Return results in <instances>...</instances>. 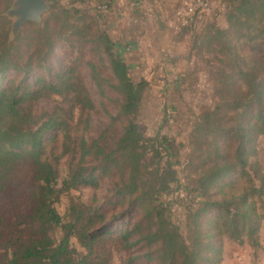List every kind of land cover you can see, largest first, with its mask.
Masks as SVG:
<instances>
[{
  "label": "trees",
  "instance_id": "trees-1",
  "mask_svg": "<svg viewBox=\"0 0 264 264\" xmlns=\"http://www.w3.org/2000/svg\"><path fill=\"white\" fill-rule=\"evenodd\" d=\"M3 1L6 9L11 0ZM219 1L225 27L209 21L201 32L186 29L211 55L204 61L212 103L201 106L195 117L192 149L184 162L173 141L141 131L137 116L148 82L130 77L119 45L88 9L53 1L40 26L26 22L14 40L0 14V76L17 73L0 87V194L14 188L13 222L5 229L0 264H112L114 247L143 249L130 264L136 259L221 264L224 239L260 248L264 167L257 140L264 138V0ZM59 45L66 59L56 67L50 59ZM84 68L99 93L113 89L120 102L96 138L75 141V162L61 178L60 162L72 152L68 120L74 111L79 121L85 114L87 130L94 108ZM48 95L68 99V109L36 110V102ZM117 123L121 131L108 136ZM59 132L60 145L46 152ZM178 162L186 171L182 188L194 196L184 206L182 226L173 222L162 200L170 185L179 183ZM104 178L114 180V207H126L130 214L122 229L103 227L105 210L73 197L65 219L58 214L55 202L61 194L97 189ZM71 238L83 252L71 246Z\"/></svg>",
  "mask_w": 264,
  "mask_h": 264
},
{
  "label": "rangeland",
  "instance_id": "rangeland-1",
  "mask_svg": "<svg viewBox=\"0 0 264 264\" xmlns=\"http://www.w3.org/2000/svg\"><path fill=\"white\" fill-rule=\"evenodd\" d=\"M53 1L58 2L67 7L76 6L86 8L92 13L98 21L102 29H105L111 39L117 44L122 45L121 56L126 62L129 69L130 77L134 81L144 79L148 82V86L143 96L141 108L137 116V122L143 134L147 137H164L168 141H173L179 152V162H184L186 155L191 151L190 132L196 115L200 111V107L210 105L211 100V85L208 81L206 73L205 58H210L204 46L201 45L200 39L194 43V38L191 32L186 29H178L173 23V30L177 33L164 32L165 24H162L160 11L158 8H152L153 11L142 20L143 24L138 25L136 34L143 31L139 37L145 38L141 48L133 50L127 48L124 40L119 41L115 37L114 31L123 30L124 26L120 22L122 18L119 16L116 21L119 26L113 27L109 22L117 14L111 16L106 9L99 10L98 4L108 3L103 0H45L47 7ZM10 5L4 9V1L0 0V14L9 21L10 31L9 40H14L18 34L24 30L25 24L19 29L14 38L11 36V24L13 18L6 15ZM72 2V3H71ZM151 4L154 2H150ZM184 3V2H183ZM182 3V5H183ZM156 4V3H154ZM181 5V6H182ZM180 5L174 7L179 8ZM155 9V10H154ZM46 13V12H45ZM43 14V16L45 15ZM174 14V12L172 13ZM219 18L217 25L225 27L224 10L218 11ZM42 16V18H43ZM173 16V15H171ZM171 16H167L169 19ZM166 20V19H165ZM42 22V21H41ZM41 24V23H40ZM40 24L38 26H40ZM172 24V23H171ZM35 25V24H34ZM37 26V25H35ZM141 26V27H140ZM119 29V30H117ZM201 29H204L202 27ZM201 29L195 30L201 32ZM157 31H160L156 33ZM122 32V31H121ZM198 32V33H199ZM88 52V51H87ZM89 53V52H88ZM245 54H248L247 52ZM260 56V55H259ZM87 58V57H86ZM66 54L64 49L59 45L54 50V55L50 59V63L58 66L59 63L65 62ZM45 73V71H43ZM47 74V73H46ZM109 70L104 71V76H109ZM17 77L14 71H8L3 76H0V87L6 84L7 80ZM82 77L93 100L94 108L88 115V129L84 130L82 122L86 117L85 114L79 121V113L73 112V120H68V144L72 148V152L65 156L60 162V176L64 178L68 172L70 164L74 161L73 148L75 141L83 136L87 140L94 139L98 136L101 130L108 125L111 117L117 114L120 95L113 89H108L105 93H99L96 85L91 80L89 70L84 68ZM21 79V76H19ZM105 88H108L105 86ZM70 102L59 95H48L36 102V110L38 111H53L57 108H62L63 111L68 109ZM63 113V112H61ZM121 123L116 124V128L112 127L108 130V136H115L118 131H121ZM62 132L57 133L55 140L49 142L46 146V152H49L52 146L60 145L63 139ZM108 144L111 143L108 139ZM258 159L264 167V138L260 137L257 140ZM60 149L56 151L58 153ZM171 160L176 158L173 156ZM175 164L178 171L179 183L170 185L169 193L162 196V200L168 203L171 219L176 224L182 226L187 202L193 199V195L188 194L183 188L185 182L186 171L181 163ZM14 197V188L7 186L0 194V258H4V252L1 244L4 240L6 227H9L13 222V212L11 209V201ZM89 205L93 208L103 209L106 212V219L102 224L103 227L113 231L122 229L126 222L130 221V214L126 213V207H114V180L104 178L97 189L85 187L79 190H70L59 196L55 202V208L58 214L65 219L69 202L71 198ZM59 231L56 232L55 238H58ZM260 248L252 249L248 243L242 245L236 242L223 240V252L221 264H264V224L259 233ZM70 244L79 252L83 249L79 246L75 238L70 239ZM143 249L139 250H123L114 247L112 251V264H130V258L140 256ZM132 264H145L142 259H136Z\"/></svg>",
  "mask_w": 264,
  "mask_h": 264
},
{
  "label": "crops",
  "instance_id": "crops-1",
  "mask_svg": "<svg viewBox=\"0 0 264 264\" xmlns=\"http://www.w3.org/2000/svg\"><path fill=\"white\" fill-rule=\"evenodd\" d=\"M104 2L108 3L110 6L107 7L106 11L107 13H110L111 16L115 13L117 14V17H113L111 22L109 24L111 25V28L113 27H122L119 26L118 22L121 20L116 21L118 17L120 16L122 18V21L120 22L124 26H130L129 28L124 27L123 30L114 31L116 34L115 37L119 38V41L124 40V42L127 45V48L133 50L134 48H137L138 50L141 48L142 43H144L145 38L142 36L141 38L139 35L142 34L143 31H139L138 34L135 33V31L138 29V25L143 24L142 20L145 18V16H148L153 9L152 8H158L160 11L159 16L161 19H163L162 24H165L164 26V32L166 33H177L176 30H173V22H172V13L177 9L174 7L177 5H182V3L185 0H103ZM134 1H138V4L133 7L132 3ZM154 2V3H150ZM154 9V10H155ZM119 15V16H118ZM171 16L169 19L167 16ZM166 19V20H165ZM129 21V22H128ZM172 23V24H171ZM140 26V27H141ZM119 30V29H117ZM122 31V32H121ZM160 31L156 30V33ZM119 45L120 50L122 52V45L120 43H117Z\"/></svg>",
  "mask_w": 264,
  "mask_h": 264
},
{
  "label": "built area",
  "instance_id": "built-area-1",
  "mask_svg": "<svg viewBox=\"0 0 264 264\" xmlns=\"http://www.w3.org/2000/svg\"><path fill=\"white\" fill-rule=\"evenodd\" d=\"M137 4L138 1L132 3L133 7ZM107 7L104 3L97 5L99 10ZM223 9L219 0H185L183 5L174 11L172 22L178 29L199 30L209 21L217 25L218 11Z\"/></svg>",
  "mask_w": 264,
  "mask_h": 264
},
{
  "label": "water",
  "instance_id": "water-1",
  "mask_svg": "<svg viewBox=\"0 0 264 264\" xmlns=\"http://www.w3.org/2000/svg\"><path fill=\"white\" fill-rule=\"evenodd\" d=\"M46 11L45 0H13L11 7L6 12L9 18L14 19L11 24L12 38L26 22H32L38 26Z\"/></svg>",
  "mask_w": 264,
  "mask_h": 264
}]
</instances>
